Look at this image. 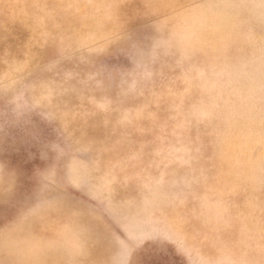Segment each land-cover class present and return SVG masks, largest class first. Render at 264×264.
Wrapping results in <instances>:
<instances>
[{
  "label": "rangeland",
  "instance_id": "obj_1",
  "mask_svg": "<svg viewBox=\"0 0 264 264\" xmlns=\"http://www.w3.org/2000/svg\"><path fill=\"white\" fill-rule=\"evenodd\" d=\"M0 264H264V0H0Z\"/></svg>",
  "mask_w": 264,
  "mask_h": 264
}]
</instances>
